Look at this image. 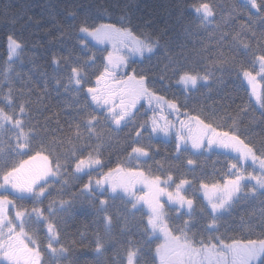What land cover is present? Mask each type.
<instances>
[{"label": "snow or ice", "instance_id": "6c2138e0", "mask_svg": "<svg viewBox=\"0 0 264 264\" xmlns=\"http://www.w3.org/2000/svg\"><path fill=\"white\" fill-rule=\"evenodd\" d=\"M77 7L90 8L91 6L77 5ZM134 5L125 3L120 7L121 14L118 17V23H98L90 24L88 21L90 15L85 12L84 20L80 23L78 32L84 34L85 39L79 41L82 48L87 49L86 39L91 37L97 43L105 41L113 44V50L108 51L103 56V70L99 75L95 76V86L89 84V70H96V53L88 55L83 62L72 63L70 72L67 74L66 83H63L65 92L72 91L73 95L79 98L81 92L85 94L83 105L77 102L76 111L81 115L80 123L74 125V130L70 131L67 137L63 139L53 138L49 146L41 144L39 150L33 155H27L32 151V143L37 135L36 126H28L25 116L28 114V105L30 100L22 99L17 105L14 99V89L9 80V73L12 71V63L20 58L23 45L20 41L9 35L7 40L8 56L5 62L6 67L3 69L4 81L8 82L9 88L7 92L0 95V133H11L7 150L0 145V264H44L39 243L36 239L28 234L25 230L26 225L33 219L35 214V222H47V247L48 251L54 258H67L71 249L60 243V234L57 225L49 220L57 212L70 213L74 208L75 194L72 199H59L49 202L47 211L48 216L44 215V210L33 207L31 210L27 208H17L15 200L34 199L39 202L42 197L49 192L48 181L51 178H58L62 171H66L69 162H74L73 171L70 174L73 181H78L83 175L88 174L94 168L102 167L101 145L89 147V151L85 154L83 147L77 151V141L83 140L81 125L86 129L89 137L96 136L102 139V132H97L96 125L100 123L101 117L89 111L91 105H95L105 113L103 119L110 122L118 130L126 127L128 124L135 123L137 105L144 101L153 115L135 129V136L132 138L133 147L128 153L130 160L139 161L141 158H148L150 149L141 144L143 132L147 127L151 126L149 136H159L163 134L165 137L172 135L175 129L176 155L177 158L181 152L187 151L190 144L191 149L195 152L221 147L228 149L236 154V163L229 164V171L226 173L223 183H214L212 185L201 182L200 188L204 190V197L207 200V207H202L200 213L210 216L209 222L205 227V231H218V219L228 212L235 201L241 198L257 197L264 198V146L259 150L250 139L241 131L237 118L232 117V124L228 126V130H222L223 125L217 123L215 115H205L201 118L200 114L192 115L185 107L181 112V107L176 100L166 99L165 96L158 95L156 91L148 86V76L141 69L137 72L133 68L131 73L126 71L129 65L130 56L145 57V54H153L154 50L161 45V39L167 34L166 29H160L155 35L141 31L140 35L133 31L132 11ZM179 8V5L164 4L158 9H149V19H143L142 23L138 22L137 27L143 29L153 23L152 13L159 11L161 14L171 17L172 8ZM240 7L248 9V19L253 20L251 10H255L256 18L259 20L262 29H264V0H240ZM201 21V25L210 22L214 16L213 5L207 0L189 5ZM4 11H8L5 6ZM103 10L97 6V12L102 13ZM68 15L74 19L77 15L75 11H69ZM32 17L29 16V20ZM15 23V21H13ZM36 23H39L37 20ZM242 32H251L252 37H256L255 31L247 24L241 25V32L231 34L232 41L238 46L237 50L242 49L248 53L251 45L241 38ZM65 32H61L64 36ZM229 33L225 32L221 35V42L227 40ZM264 36V32H262ZM259 48L264 44V38H257ZM264 53V48L260 49ZM223 52L220 53V59L213 63L219 66L220 70L229 61L223 58ZM254 55L253 71L247 68L243 70V76L247 79L251 88V97L255 99V104L261 110V118H264V90L258 88L257 77L264 80V54ZM67 62L69 57H63ZM52 63L59 65L60 61L53 56ZM259 64V71L255 72V64ZM179 71V69H174ZM255 73V74H254ZM19 75V74H17ZM210 74L202 75L200 72L182 71L179 75L178 83L182 84L185 91L195 89L198 82L208 81ZM57 87L62 84V78L53 77ZM164 79L163 76L160 77ZM27 83V82H25ZM21 95L25 90H19ZM48 91V77H44L43 92ZM31 94V89L27 90ZM91 100V105L88 103ZM166 110L176 115L179 120L177 128L175 122L168 120L166 116L161 115ZM246 112L247 107L240 110ZM181 115L184 119H181ZM219 119H223L220 117ZM59 123V122H58ZM69 128L73 126L70 124ZM14 140V143L12 141ZM70 145L71 148L65 149L63 145ZM60 146L64 158L56 153V147ZM48 153L47 155L45 153ZM27 156V159L22 157ZM19 158V159H17ZM251 160L253 165L258 164L259 170L253 168L247 171L244 167L245 162ZM159 163V162H157ZM195 160L189 158L187 165L194 166ZM163 168V164H160ZM243 169V170H242ZM174 178L169 172L166 178L160 175L153 176L149 172L146 174L139 167L124 168L117 164L115 168H110L99 178L93 181L89 175L88 182L84 183L79 192L81 196L88 199V207L93 208L97 216L102 215V221L106 233H111L114 223H120V236L128 234L130 223L128 217L133 216L139 211L138 205H146L148 208L147 220L140 221L143 226L142 232L145 234L144 243L151 245L153 241H160L155 244L153 264H255V262L264 255V238L262 239H235L225 238L222 235H209L205 237L203 234L191 232L192 217L196 211L192 198L184 195L185 185H190L191 181L181 179L175 185V191H169ZM142 183L147 191L141 195H137L132 191V186ZM63 185H68L69 180L62 181ZM106 192L110 193V199L114 200L119 197L125 205L123 214L119 209L115 216L110 214L109 199H99L96 204V197L103 196ZM123 193V195H121ZM167 195V203L170 207H175L179 216H188L182 225L173 227L170 217L165 211V204L161 202V198ZM12 196L13 199H10ZM130 205V207H128ZM10 209H16L15 217H10ZM186 209L187 211H183ZM82 213L87 212L86 208L81 209ZM260 225L264 227V213L261 214ZM191 232V235H190ZM83 235V234H82ZM264 235V233H262ZM28 241V243L25 242ZM115 236L106 241L105 237L99 232L95 233L93 253L97 257H103L105 253L106 243H117ZM75 243V242H73ZM29 244L34 245L30 247ZM126 264H139V256L143 249L139 244L134 245V241L129 238L127 241ZM71 264V261L69 262ZM264 264V261H261Z\"/></svg>", "mask_w": 264, "mask_h": 264}, {"label": "trees", "instance_id": "16d2710c", "mask_svg": "<svg viewBox=\"0 0 264 264\" xmlns=\"http://www.w3.org/2000/svg\"><path fill=\"white\" fill-rule=\"evenodd\" d=\"M199 2L202 0H0V81H4L3 69L6 67L8 36L12 35L23 45L20 58L11 65L9 80L14 89L17 105L22 99L30 100L25 121L28 126H36L37 135L33 139L32 151L27 155H33L42 143L49 146L53 138L59 140L67 137L69 132L74 130V125L80 123L82 114L77 113L76 104L78 102L83 105L85 94L81 92L77 101L73 92L71 90L65 92L63 87V83L67 82L66 77L70 67L72 63L77 62V57L82 63L93 52L97 56L96 70H89L90 83L86 84L85 88L94 86L95 76L103 70V50L87 41L88 48L84 49L79 43L83 37L78 29L84 20L85 12L88 11L90 15L88 21L90 24L117 23L119 26L120 7L125 3L135 6L132 11V27L135 34L140 35L141 31H144L155 35L160 29H166L167 32L153 54L145 56L141 61L131 62L126 71L131 73L133 68L137 72L144 69L145 72L141 74L148 76V86L158 95L176 100L182 112L186 107L190 114H200L201 118L205 115H215L217 123L223 125L222 130H228V126L233 122L232 117H236L241 131L257 149L264 146V118H261V110L253 105L241 78L245 68L253 71V53L264 54L260 50L264 48V44L257 47L259 43L257 38H264L262 36L264 29L256 18L255 10H251V14L256 22L253 23L248 19L249 10L240 7V0H207L213 5L214 16L210 22L201 25L199 17L189 8V5ZM164 4L180 7L172 8L170 18L159 11H154L151 25L143 29L136 26L138 22L142 23L143 19L150 18L149 9H158ZM77 5L91 7L86 9ZM5 6H8L7 12L4 11ZM97 6L103 10L102 13L97 12ZM69 11L77 13L75 19L68 15ZM29 16L32 17L31 20ZM37 20L39 23H36ZM242 24L249 25L256 33V37H252L251 32L241 33V38L251 45L248 53L242 49L238 51V46L232 41L231 34L241 32ZM62 31L65 32L64 36H61ZM225 32L229 33V36L226 41L221 42V35ZM221 52L224 54L223 58L229 61L223 70L213 63L221 58ZM53 56L59 59V65L52 63ZM66 56L69 57L67 62L63 59ZM182 71H198L202 75L210 74V78L206 84L199 85L191 91H184L174 85ZM45 76L48 77L47 93L43 92ZM161 76L164 77L163 80L160 79ZM53 77L62 78L63 82L59 87ZM8 88V82L0 83V95L7 92ZM21 89L25 90L23 95L19 91ZM28 89H31L30 95L27 93ZM261 90H264V80H261ZM88 103L91 105L90 98ZM139 107L143 108L142 105ZM245 107L247 111L241 112L240 110ZM93 110L94 114L101 117L96 130L102 132V139H97L96 136L89 137L86 129L81 125L83 140L76 142L77 151L79 152L83 147L86 154L89 147L84 145L94 147L100 144L102 161L100 172H107L117 164L125 167L128 164V153L134 146L132 138L135 136L137 126L130 122L128 126L117 130L110 122L104 121L103 111L91 105L89 111ZM136 115L135 121L138 120ZM146 115V112L142 113V117ZM220 117L223 119H219ZM70 124L73 126L72 129L69 128ZM10 135L11 133L8 132L0 133V145L6 150ZM141 144L150 149L148 159L141 162L142 168L147 173L167 177L171 172L175 182L181 179L191 181L185 195L192 198L195 204L196 211L192 217L191 232L198 234L197 239L200 234L205 237L222 235L225 238L243 240L264 238L262 235L264 227L260 225L261 214L264 213V198L261 197L241 198L235 201L232 208L218 219V231H205L210 216L200 213V209L206 205L196 190L201 182L212 185L224 181L231 163V156L226 151L214 148L209 152L194 154L188 149L181 152L177 158L176 144L171 141L142 136ZM62 147L69 150L71 148L67 144ZM56 153L63 160L64 153L60 146L56 147ZM22 158L27 159V156ZM189 158L195 160L194 166L187 165ZM73 164L74 162H69L66 171H62L59 176L60 180L49 182L50 190L39 202L32 198L15 200L17 208L29 210L33 207L41 208L44 210V215L48 216L47 208L50 201L72 199L75 194L74 208L70 213L57 212L49 217V220L57 225L60 243L71 249L70 255L60 259L49 258L46 255L44 264H69L70 261L71 264H125L129 238L134 241L133 246L139 244L143 249L139 256V264H153L157 241H153L150 246L146 245L143 226L140 224L141 220L146 222V212L140 209L133 216L128 217L130 230L127 235L123 237L119 235V222L114 223L111 233H106L102 215L98 217L95 210L88 207L87 197L80 195L79 190L86 183L85 177L82 176L78 181H73L71 178ZM160 164H163V168ZM65 179L69 180L68 185L62 184ZM9 198L13 199L12 196ZM99 199L101 197H96V204L99 203ZM107 199H109L110 214L115 216L117 209L123 214L125 205L119 197L114 200L110 197ZM82 208L87 209L86 214L81 212ZM169 217L173 227L182 225L185 219H189L188 216L171 214ZM27 228L40 246L47 245L43 222L38 224L33 218ZM97 232L104 236L106 241L113 236L118 241L106 243L103 257H97L92 251Z\"/></svg>", "mask_w": 264, "mask_h": 264}, {"label": "rangeland", "instance_id": "374dc122", "mask_svg": "<svg viewBox=\"0 0 264 264\" xmlns=\"http://www.w3.org/2000/svg\"><path fill=\"white\" fill-rule=\"evenodd\" d=\"M253 10H254V9H253ZM192 12H193V11H192ZM193 13H194V12H193ZM194 14H195V13H194ZM195 15H196V14H195ZM81 35H82L83 39H85L84 34H81ZM86 41L89 42V43H91V44H93V45H95V46H97V47H99V48H102L104 55H106L108 51L113 50V44H112L111 42L105 41L104 43H97V42H96L95 40H93L91 37H88V38L86 39ZM7 43H8V42H7ZM147 55H149V54H145V56H147ZM7 56H8V49H7ZM143 58H144V57H140V56H130V57L128 58V59H129V65H130L131 62H133V61H141ZM16 60H17V59H16ZM16 60H15V61H16ZM129 65H128V66H129ZM255 67H256V72H258V71H259V64L256 63V64H255ZM126 70H127V69H126ZM254 74H255V73H254ZM241 78H242V81L244 82L246 88L248 89V92H249V95H250V99H251L253 105H254L258 110H260L259 106L255 104V99L251 97V88H250V86H249V84H248L247 79L244 78V76H243V72L241 73ZM178 80H179V78L176 80V82H174V85L177 86V87H179V88H181L182 90H184L183 85L180 84V83H178ZM261 80H262V79L258 76V77H257V83H258V88H259V89H261ZM206 83H207V81H203V80H201V81L198 82V85H197V86H199V85H204V84H206ZM94 86H95V83H94ZM94 86H93V87H94ZM191 90H194V89H190L189 91H191ZM184 91H185V90H184ZM144 112H146V113L149 112V114H147L146 117H142V113H144ZM104 114H105V113H104ZM136 114H138V115H136L138 120L135 121L134 125H136L137 127H139L140 122L145 121V120H140V119H146V118L149 117L150 114L153 115L152 111L148 108L147 103H146L145 106H143V108H140V109H139V112L136 113ZM173 119H174V121H176V122L179 123V120H177L176 117L173 118ZM144 133H145V134L142 135L143 137H148V136H149V134L151 133V126H150V125L147 127V130L144 131ZM153 136L156 137V138H158V139H166V138H172V137H174V135H171V136H169V137H165V136H163V134H161V135H159V136H155V135H153ZM151 137H152V136H151ZM174 144H176V143H174ZM214 148L217 149V150L222 149V150L226 151V152L231 156V157H230L231 163H236V162H237V161H236V154H235V153L231 152V151L228 150V149H224V148H221V147H215V146H214V147L211 148V149H207V148H205L204 150H200V151H198V152H209V151L213 150ZM188 149H189V150H192L190 144H189V146H188ZM192 151H194V150H192ZM147 159H148V158H141L139 161L128 159V164H127L124 168H136V167H139V168H140L141 170H143L146 174H148V173L142 168V164H141L142 161H145V160H147ZM244 167L247 169V171H252L253 168H255L257 171L259 170V165H258V164L253 165L252 162H251V160L245 162ZM228 170H229V168H228ZM242 170H243V169H242ZM103 173H106V172H100V171H99V167H97V168H94L92 171L88 172V174L83 175V176L85 177V179H86V183H87V182H88V177H89V175L92 176L93 181H95V179L99 178V176L102 175ZM163 178H166V177H162V179H163ZM51 180H54V181H55V180H57V178L54 177V178L49 179V181H51ZM49 181H48V182H49ZM177 183H179V181H178V182H175V181L172 182V183H171V187H170L168 190H169V191H175V185H176ZM222 183H223V181L221 182V184H222ZM189 186H190V185H185V191H186L187 188H189ZM131 190H132V191H135V192L137 193V195H141L144 191H147V189L144 187V185H143L142 183H137V184L133 185ZM185 191L183 192L184 195H185ZM196 193L200 196L201 200L203 201V203H204V204L206 205V207H207V200H206L205 197H204V190L201 189L200 186H199L198 189L196 190ZM0 194H7V193H3L2 191H0ZM121 195H123V193H121ZM97 197H101V198H103V199H105V197H106V199H107V197H110V193L106 192L103 196H99V195H98ZM161 202L165 204V211L167 212L168 216H169V214H171V215H175V216H179L178 213L176 212V208H175V207H170L169 204L167 203V195H164V196L161 198ZM138 207H139V209H143V210L146 212V216H147V214H148V208H147V206L141 204V205H138ZM15 211H16V209H10V212H9L10 217H13V218L15 217ZM183 211L186 212L187 210L184 209ZM226 213H227V212H226ZM34 215H35V214H33V218L35 219V216H34ZM185 216H186V215H185ZM43 226H44V228H45V230H46V238H47L48 233H47L46 222H43ZM25 230L28 232L27 225H26ZM28 234H29L30 236H32L29 232H28ZM32 237H33V236H32ZM33 238H34V237H33ZM47 240H48V239H47ZM25 242L28 243L27 240H25ZM159 242H160V241L157 240V243H159ZM29 246H30V247H34V245H31V244H29ZM39 246H40V245H39ZM46 247H47V246H44V245H43V246H40V250H41V253H42V257H44V256L47 255L49 258H52L53 256H52L48 251H46ZM261 261H264V255H262L260 258H258V260L255 262V264H261ZM125 264H126V257H125Z\"/></svg>", "mask_w": 264, "mask_h": 264}, {"label": "flooded vegetation", "instance_id": "af4514ba", "mask_svg": "<svg viewBox=\"0 0 264 264\" xmlns=\"http://www.w3.org/2000/svg\"><path fill=\"white\" fill-rule=\"evenodd\" d=\"M140 105H142V107H143V106L146 105V102L141 101V102L137 105V110H138V108H140V107H139ZM181 112H182V111H181ZM147 114H149V112H147ZM161 115L166 116L168 120H171V121L175 122L177 128L179 127V123L176 122V121H174V119H173V118L176 117V115H175L174 113H171V110H166L164 113H161ZM151 116H152V114H150L149 117L146 118V119H144V120H148ZM145 117H146V116H145ZM180 118H181V119H184V117H183L182 115H181ZM172 135H174V137H172V138H166V139H161V140H166V141H171V142H173V143H176V140H175V129L173 130ZM152 137H153L154 139H158V138H156V137H154V136H152ZM58 180H60L59 177H58L57 180H55V181H58Z\"/></svg>", "mask_w": 264, "mask_h": 264}]
</instances>
